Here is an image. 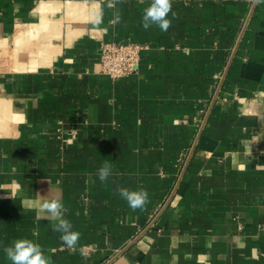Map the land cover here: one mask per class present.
Instances as JSON below:
<instances>
[{"label": "crops", "instance_id": "obj_1", "mask_svg": "<svg viewBox=\"0 0 264 264\" xmlns=\"http://www.w3.org/2000/svg\"><path fill=\"white\" fill-rule=\"evenodd\" d=\"M107 3L0 0V264L25 238L53 264H264V2L173 0L168 32L143 28L151 0ZM105 41L148 44L139 71L103 73Z\"/></svg>", "mask_w": 264, "mask_h": 264}, {"label": "clouds", "instance_id": "obj_2", "mask_svg": "<svg viewBox=\"0 0 264 264\" xmlns=\"http://www.w3.org/2000/svg\"><path fill=\"white\" fill-rule=\"evenodd\" d=\"M120 0H108V8H113ZM264 2V0H257ZM173 0H151L148 7L144 9L142 17V26L145 30L155 25L162 32H168L172 25V19H169L171 13L172 18H175V13L172 12ZM120 16L117 15L111 23L113 25L120 23ZM92 23L99 26L103 23V10L98 9L93 14ZM113 165L105 161L98 169V178L101 182L106 181L112 175ZM121 198H123L128 207L132 211L143 209L150 203L149 193L146 189L129 190L126 187L117 189ZM40 211L47 213L52 219V231L60 233V240L68 249H75L79 240L80 233L73 230L72 223L65 219L63 212L66 211L64 204L59 197L46 199L40 205ZM4 254L11 264H53L52 258L45 255L43 249L38 243L30 239H17L10 246L4 247Z\"/></svg>", "mask_w": 264, "mask_h": 264}, {"label": "built area", "instance_id": "obj_3", "mask_svg": "<svg viewBox=\"0 0 264 264\" xmlns=\"http://www.w3.org/2000/svg\"><path fill=\"white\" fill-rule=\"evenodd\" d=\"M148 44L135 41H105L100 46L101 71L114 78L135 74L139 71L143 51Z\"/></svg>", "mask_w": 264, "mask_h": 264}, {"label": "water", "instance_id": "obj_4", "mask_svg": "<svg viewBox=\"0 0 264 264\" xmlns=\"http://www.w3.org/2000/svg\"><path fill=\"white\" fill-rule=\"evenodd\" d=\"M250 15H251V14H250ZM249 17H250V16H249ZM248 19H249V18H248ZM247 23H248V20H247ZM247 23H246V25H245V28H246V26H247ZM245 28H244V30H245ZM244 30H243V32H242V34H241V36H240V38H239V40H238V42H237V44H236V47H235V49H234L233 56L235 55V53H236V51H237V49H238V47H239V44H240L241 39H242V36H243V34H244ZM233 56H232V58H233ZM232 58H231V60H230V62H229V64H228V66H227V69H226V71H225V74L223 75V78H222V80H221V83H220V85H219V87H218V89H217V92H216V94H215V97H214V99H213V101H212V103H211V106H210V108H209V111H208V113H207V115H206L205 121H204V123H203V125H202V127H201V129H200V131H199V133H198V136H197V138H196V142L198 141V139H199V137H200V134H201L202 129H203L205 123H206V119H207V117H208V115H209V112H210L212 106L214 105L215 99H216V97H217V95H218V93H219V91H220V88H221V86H222V83H223L224 77H225V75H226V72H227V70H228V67H229V65H230V63H231V61H232ZM196 142H195V144H194V146H193V148H192V151H191L190 156L192 155V152H193V150H194V148H195V146H196ZM187 164H188V161H187V163H186L185 166H184V169H183V171H182V173H181V176H180V179H179L178 183L180 182V180H181V178H182V176H183V174H184V171H185V169H186ZM177 186H178V184H177ZM177 186H176L175 189L173 190V192H172L170 198H169L168 201L165 203V205L163 206V208L161 209V211L159 212V214H160V213L166 208V206H167V204L169 203V201L171 200V198H172V196H173V193L175 192ZM159 214H158V215H159ZM154 222H155V219L152 221V223H154ZM145 231H146V230H145ZM145 231H143L138 237L143 236V235L145 234ZM138 237H137V238H138ZM128 246H129V245H128ZM128 246H126V247H125V248H124L119 254H121V253H122V252H123ZM119 254H117L116 256H118ZM116 256H115V257H116ZM115 257H114V258H115Z\"/></svg>", "mask_w": 264, "mask_h": 264}]
</instances>
